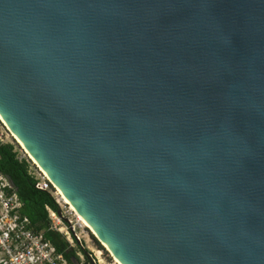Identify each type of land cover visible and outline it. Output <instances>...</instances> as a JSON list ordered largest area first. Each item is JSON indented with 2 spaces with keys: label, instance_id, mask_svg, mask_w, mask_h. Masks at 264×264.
I'll return each mask as SVG.
<instances>
[{
  "label": "water",
  "instance_id": "1",
  "mask_svg": "<svg viewBox=\"0 0 264 264\" xmlns=\"http://www.w3.org/2000/svg\"><path fill=\"white\" fill-rule=\"evenodd\" d=\"M0 116L120 264H264V0H0Z\"/></svg>",
  "mask_w": 264,
  "mask_h": 264
},
{
  "label": "built area",
  "instance_id": "2",
  "mask_svg": "<svg viewBox=\"0 0 264 264\" xmlns=\"http://www.w3.org/2000/svg\"><path fill=\"white\" fill-rule=\"evenodd\" d=\"M0 142L4 143L1 138ZM26 154L28 155L24 149L21 150L18 159L29 161L26 159ZM36 166L35 171H32L30 167V174L37 181L36 188L41 191H50L56 197L58 189L55 188L57 189L55 194L52 188L54 184L41 168ZM23 207L24 204L20 201L14 184L0 172V264H73L64 254L58 252L54 244L47 240L43 233L33 228L29 217L23 214ZM69 208L71 210V207ZM47 211L52 222L51 230L62 234L66 240V236L69 235L76 242L70 229L76 235L78 223L74 225L61 210L57 213L47 207ZM63 227L66 229L65 232ZM71 242L74 243L72 240ZM74 250L80 257L81 253L77 249Z\"/></svg>",
  "mask_w": 264,
  "mask_h": 264
},
{
  "label": "trees",
  "instance_id": "3",
  "mask_svg": "<svg viewBox=\"0 0 264 264\" xmlns=\"http://www.w3.org/2000/svg\"><path fill=\"white\" fill-rule=\"evenodd\" d=\"M18 155L19 152L14 145L0 142V172L14 184L20 201L24 204L23 214L29 217L33 228L43 233L58 252L64 254L71 263L73 258L80 261L66 238L51 230L52 222L47 207L57 213L61 210L55 197L50 191H41L36 188L37 181L30 174L29 161H20Z\"/></svg>",
  "mask_w": 264,
  "mask_h": 264
},
{
  "label": "rangeland",
  "instance_id": "4",
  "mask_svg": "<svg viewBox=\"0 0 264 264\" xmlns=\"http://www.w3.org/2000/svg\"><path fill=\"white\" fill-rule=\"evenodd\" d=\"M0 138L4 141V143H10L12 145L15 146L16 151H18L20 153V151H23V146L17 141V139L14 137V135L10 134V132L7 130V128L5 127V125L3 124V122L0 120ZM25 150V149H24ZM25 153V152H22ZM26 159L29 160V164L31 167L32 171H35V169H37V164L34 162V160L29 156V154H26ZM54 193L56 194V187L52 186ZM57 202L60 206V209L62 212H65V217L70 220L74 225L77 222L79 227L77 226L76 229V235L80 238V241L82 243V245L88 249L91 250V253L93 255V257L95 258V260L97 261L98 264H120L117 259H115L112 254L108 251L107 247H105V245H103L101 242L98 241V239L96 238V236L87 228L84 227L83 224L79 221L76 217V215L72 212L69 207L68 204L64 203L63 201V197L61 198V195L59 194V192L55 195ZM72 224V225H73ZM63 231L65 232L66 229L63 227L62 228ZM70 232V231H69ZM68 235V234H67ZM73 236V235H72ZM67 237V241L69 242V244L71 245L72 250L77 249V251H79L81 253V256L78 257L81 259V261H83V252L80 249L78 243H76L73 238L66 236ZM77 237V238H78ZM71 238V239H70ZM71 240L74 242L72 243ZM76 251V250H75ZM78 252V253H79ZM103 261V263L100 262V259Z\"/></svg>",
  "mask_w": 264,
  "mask_h": 264
},
{
  "label": "bare ground",
  "instance_id": "5",
  "mask_svg": "<svg viewBox=\"0 0 264 264\" xmlns=\"http://www.w3.org/2000/svg\"><path fill=\"white\" fill-rule=\"evenodd\" d=\"M0 120L2 121L3 119L0 116ZM3 122V121H2ZM15 137V136H14ZM16 138V137H15ZM17 139V138H16ZM17 141L23 146V144L17 139ZM23 148L25 149V151L29 154V156L32 158V156L30 155V153L27 151V149L23 146ZM33 159V158H32ZM34 160V159H33ZM34 162L37 164V162L34 160ZM38 165V164H37ZM42 170V169H41ZM43 171V170H42ZM44 172V171H43ZM48 177V176H47ZM58 189V188H57ZM59 194L61 195V198L63 199L64 203L68 204L71 206V204L67 201L66 197L61 193V191L58 189ZM71 210L75 213L76 217L78 218V220L83 224L84 227H87L96 237L97 235L95 234V232L83 221V219L80 217V215L76 212V210L71 206ZM74 237V236H73ZM101 263H103V261L101 260V258L99 259ZM118 261V260H117ZM119 262V261H118ZM120 263V262H119Z\"/></svg>",
  "mask_w": 264,
  "mask_h": 264
},
{
  "label": "flooded vegetation",
  "instance_id": "6",
  "mask_svg": "<svg viewBox=\"0 0 264 264\" xmlns=\"http://www.w3.org/2000/svg\"><path fill=\"white\" fill-rule=\"evenodd\" d=\"M83 257H84V254H83ZM87 263H88V260L85 257L83 258V261H81L80 259V264H87Z\"/></svg>",
  "mask_w": 264,
  "mask_h": 264
}]
</instances>
